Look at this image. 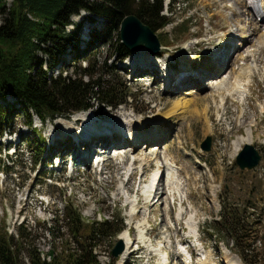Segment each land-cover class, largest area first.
<instances>
[{"label":"rangeland","instance_id":"rangeland-1","mask_svg":"<svg viewBox=\"0 0 264 264\" xmlns=\"http://www.w3.org/2000/svg\"><path fill=\"white\" fill-rule=\"evenodd\" d=\"M172 1L167 10L163 4L162 10V14L169 16L170 22L164 28L153 30L159 37L162 47L165 46L160 55H157L162 57L159 58L161 63L155 65L157 73H153L151 69L148 71L149 75L146 74L148 65L140 64L139 60L134 62L138 55L136 53L123 60L114 53L107 57L110 51L107 43L94 42L95 49L87 56L94 57L97 62L94 66L95 72L97 70L102 72L105 75L104 79L115 78L120 83H127L131 88V96L121 105L111 106L97 102L92 104L90 110L95 112L93 117L98 122L99 128L97 130V127H93L94 141L102 139L105 133L112 135V131L117 128L113 125L115 122L122 126L126 134H129L131 129L134 133L138 132L139 128L129 123L139 119L149 120L150 123H147L148 126L145 129L151 126L147 129L149 131L143 132L142 135L149 133L151 136L153 131L161 130L163 135L159 142L155 139L149 140L150 143L145 147V144L142 145L143 140L147 142L144 137L136 146H129V143L117 146L122 147L119 149L124 153L122 156L108 159L109 154L106 150L104 156L93 154L92 160L83 162L79 160L81 149L78 148L79 152H77L76 147L68 151L71 144L68 138L75 139L74 131L77 133L80 131L83 121L75 120L74 128L66 132L57 124L63 120H71L78 113H73L69 119L58 117L42 124L36 116H33L30 127L26 125V116L18 109L9 115L11 121L9 127L0 137V158L5 163L7 157L4 154H9L12 159L8 158V160H16V166L11 167L14 169L12 174L0 172V230L4 226L6 232L12 234L15 240L21 235V231L23 232L24 248L19 251V264H29L28 252L31 248L37 249L42 258L48 259L45 257L46 252L50 248L60 252L61 242L64 240L69 242L71 247L77 246V242L70 236L64 224L65 204L76 207L84 222L111 219L114 216V224L118 223L115 220L117 216L123 219L124 231L114 236L115 227L113 226L111 232L96 241L93 246V254L101 263L105 264L111 259H116L115 264H159L162 258V261L164 259L170 261L169 264H182L185 256L182 258L177 256L175 245L178 246V242L176 241L188 239L191 231L190 224L195 222V229L199 230L200 242L190 241L194 249L193 264L204 260H201L205 258L202 253L211 255L212 264L214 262L215 264H244L236 254V245L224 234H218L215 231L212 234L206 231V227L212 224L211 221L219 218L222 201L230 198L232 206L240 208L246 207L249 202H255L256 206L248 209L250 212L254 210L255 214L245 219L247 228L250 230L247 231L248 236L244 242L249 243L250 247L245 249L244 255L248 261L262 262L264 258V48L260 44L259 31L254 33L255 22L247 13H243L246 10L242 0ZM10 2L11 0H6V6ZM2 18L0 16V24ZM100 18L96 23H91L86 19L84 12L69 18L71 23L67 25V31L81 23L78 31L81 40L80 46L77 47L79 53L86 46L84 42L89 39L91 33L101 27L103 19ZM259 24V30L264 29V20ZM250 28L254 29L250 34L251 38L247 43H243L241 35L245 34L244 32L249 34ZM110 35L113 46L117 45L120 41L117 39V32H111ZM229 43L234 47L229 63L225 61L228 58V51L224 58L221 57L222 53L212 61L213 55L224 51L229 47ZM74 52L73 44L67 43L66 51L63 52V56L56 57L57 60H51L49 55L41 52L38 56L43 62L50 61L53 64L52 75L55 76L59 71H64L63 76L65 74L75 76V72L72 71L74 64L78 66L80 63L84 66L86 61L83 57L72 58ZM252 52L256 54L250 56ZM104 60H106L109 74L101 69L100 65ZM163 60L166 66L163 65ZM248 65L252 66V69L249 68L251 77L240 76L243 72L246 73L245 70H241L238 77L240 81H246L243 84L247 86L248 91V93L245 92L247 95L244 94L245 99L242 98V101L236 99V93L227 96L228 92L218 93L213 86L205 85L211 84V78L216 70L218 73L214 76L231 85V76L236 75L242 67L244 69ZM177 68L179 69L176 71ZM189 68L191 71L204 70L205 73L211 72L209 69L214 70L209 79L202 81V79L192 78V74H187ZM139 72L143 74L138 75ZM158 74H160V80L156 77ZM167 77H175L172 81H176L177 85L166 88L164 85ZM83 79L87 80V77ZM190 83H196V86H189ZM203 85L207 86V89ZM188 88H191L192 92H197L199 97L205 98L203 102L201 100L197 103L198 113L194 111V115L191 113L192 115L185 119L177 114L168 116L173 110L174 101L179 97H187L186 99L192 101L193 96L185 95ZM221 95L223 103L220 101ZM6 98L9 102L13 100L10 96ZM203 103L204 105H201ZM1 104L5 105L4 102ZM150 119L154 121L151 122ZM158 119L162 122L160 129L152 127ZM251 121L255 135V143L251 144L258 150L261 158L255 170H240L235 164V156L232 155L234 143L238 136L246 133ZM33 128H36L37 132L33 131ZM37 133L43 137L40 147L43 145L44 152L41 155H37V151L34 150L37 144L32 140V136L35 137ZM208 135L211 136V149L203 151L200 143ZM84 139L86 144L90 143L89 138ZM53 140L59 141L54 147L60 149L58 154L60 157L52 160L50 155L56 152L50 145ZM156 143L157 146H154ZM93 145L92 151L99 148L97 143L93 142ZM152 146L158 148L157 157L151 155L149 148L153 149ZM5 147L9 148L6 150ZM85 147L87 148L86 145ZM13 148H16L14 154ZM32 155L41 165L37 163L34 166ZM165 156H171L177 161L180 168L177 177L181 188L178 190L167 185V173L163 169V172L157 176V184L164 182L165 195L156 202L158 196L148 198L146 189L144 197L143 185L147 186L152 182L158 165H162L167 159ZM103 158L107 160L101 161ZM144 158H146L145 161ZM98 160L99 162L94 164V161ZM50 162L53 166L38 169L39 166ZM70 162L73 166L71 170H68ZM161 175L163 177L160 179ZM50 180L56 186L50 184ZM160 193L159 189L158 194ZM136 198H140L138 204L135 203ZM152 198L154 203L151 201ZM182 201L183 205H181ZM133 213L134 216H132ZM147 218L149 223L144 227L149 238H146L148 241L144 248L142 243L137 245L136 243L140 239L138 223H142ZM18 226H22L21 229ZM126 231L131 233L133 243L127 254L122 257L123 250L118 258H114L111 256V249L120 235ZM77 239L80 243L93 242L89 240L87 233L78 235ZM187 245L192 248L190 244ZM138 246L140 249L137 248ZM157 247H161L162 251L157 250ZM132 249H135V252L130 255ZM248 249L250 250L247 251Z\"/></svg>","mask_w":264,"mask_h":264},{"label":"trees","instance_id":"trees-1","mask_svg":"<svg viewBox=\"0 0 264 264\" xmlns=\"http://www.w3.org/2000/svg\"><path fill=\"white\" fill-rule=\"evenodd\" d=\"M163 4L164 0H11L6 6V0H0V16L3 17L0 24V137L9 127V115L15 109L26 116L25 122L30 127L33 116L44 123L58 117L69 118L75 112L88 111L95 102L111 106L126 102L131 96L129 85L120 83L115 78L104 79L102 72H95L94 66L97 62L94 57L87 56L94 51L93 43L97 41L110 46L107 57L112 53L119 59L128 57L130 51L119 41L118 35L119 42L113 46L111 32L116 31L118 34L120 22L128 14H135L151 30L164 28L170 18L162 14ZM81 11L86 13V19L91 23H96L99 17L103 20L101 27L91 33L84 42L86 46L79 53L77 47L81 40L78 31L81 23L69 31L66 28L71 23L69 18ZM67 43L73 44L75 52L72 58L83 57L86 64H74L72 71L75 76H63L64 71H59L54 76L53 64L50 61L43 62L38 53H45L51 60H57L56 57L63 56L66 51ZM100 66L105 73H110L106 60ZM83 77H87V80ZM6 96L13 97V100L9 102ZM33 129L37 132L36 128ZM42 139L40 133L32 136L37 144L34 149L37 155L44 152L43 145L40 147ZM55 149L60 152L58 148ZM30 152L34 155L31 149ZM36 159L33 158L34 166L38 163ZM7 161L12 166L0 158V169L6 174L13 173L11 167L16 164L13 160ZM230 200L231 198L222 201L219 218L211 221L207 231L224 234L236 245V254L244 264H264V258L262 262L248 261L244 255L245 249L250 247L249 243L244 242L248 236L247 231L250 230L245 219L255 214L254 210H248L256 206L255 202H249L246 207L240 208L232 206ZM63 216L66 229L77 242V246L71 247L64 240L61 242L60 252H56L55 248L46 252L45 257L48 259L42 258L37 249L31 248L28 252L29 264H104L93 254V246L96 241L110 233L113 226V235L116 236L124 227L123 219L117 216L115 220L118 223L114 224V216L111 219L84 222L79 210L71 204L64 205ZM85 233L92 243L78 241L77 236ZM22 237L21 231V235L15 240L3 226L0 230V264H19V251L24 248ZM105 264H115V260L111 259Z\"/></svg>","mask_w":264,"mask_h":264},{"label":"bare ground","instance_id":"bare-ground-1","mask_svg":"<svg viewBox=\"0 0 264 264\" xmlns=\"http://www.w3.org/2000/svg\"><path fill=\"white\" fill-rule=\"evenodd\" d=\"M261 11H263L264 12V0H261ZM243 13L245 14V13H247V15L249 16V13L247 12V11H243ZM257 15H259V14H255L254 16H257ZM251 19H253V18H251ZM253 21L255 22V24H253V26H254V28H255V30L253 29V28H250L251 29V32L248 34V33H246V32H244L245 34H243V35H241L242 36V38H241V41H243V43H247L248 41H249V39L251 38V33H252V31L254 30V33H255V31H259V35H258V37H259V40H260V44H261V47L262 48H264V29H260L259 30V26L260 25H258L257 24V21H255V19H253ZM258 27V28H257ZM245 28V27H244ZM243 28V29H244ZM248 32V31H247ZM142 48H144V47H142ZM142 48H140V49H138V50H134V51H132L131 53H130V55L129 56H131V55H133L134 53H136V54H138V55H136L137 56V58H136V60L134 61V62H136V61H138L139 60V63L140 64H142V65H144V64H147L148 65V69L146 70V74H148V73H150V72H148V71H150L151 69H153V73H157V70L155 69V65H159L160 63H161V60H159V58H162L161 56H157V55H151L145 48L144 49H142ZM226 48V47H225ZM227 49V48H226ZM236 49V48H235ZM226 51H228V58L225 60V61H227V63H229V58H230V56H231V54H232V51H233V47L232 46H230L227 50H225L224 52H223V50L221 51V52H217L216 54H214L213 55V57H212V61H214V60H216V57L221 53L222 54V52H223V55L221 56V54H220V56L222 57V58H224L225 57V55H226ZM242 54H244V53H242ZM254 54H256V52H252V53H250L249 55L250 56H254ZM248 55V56H249ZM128 56V57H129ZM149 57H151V59H153V60H151V59H149ZM243 57V56H242ZM214 59V60H213ZM255 59V58H254ZM155 61V62H154ZM254 61V60H253ZM255 61L257 62V60L255 59ZM151 62H153V64L151 63ZM215 64V63H214ZM224 64V63H223ZM215 66V65H214ZM251 66V65H250ZM252 67V66H251ZM251 67H249V65L247 66V67H244V69H242L243 71L245 70L246 71V73L248 74V76H250L251 77V70H249V68L250 69H252ZM253 67H255V66H253ZM247 69H248V71H247ZM209 70H212V69H209ZM218 70H220V69H218ZM205 72V71H204ZM242 72V71H241ZM135 73H137V72H135ZM218 73V71L216 70L215 72H214V75H216ZM244 73V72H243ZM143 73H141V72H139L138 73V75H142ZM152 74V73H151ZM239 74H240V71L236 74V75H234V76H231V85H230V83L228 82V83H226V81H224V80H221V78H217L216 76H212V74H211V72H210V74H209V76H207L208 77V79L212 76V78H211V84H205V85H207V86H210V87H212L213 86V88H216L217 89V92L218 93H223V92H228V93H226V95L228 96V95H232L233 93H236V99L238 100V101H242V98H244L243 96H244V94H245V92L247 91L246 90V87L247 86H245V84H243V83H245L246 81H240V78H238L239 77ZM149 75V74H148ZM137 76V75H136ZM241 76V75H240ZM253 76V75H252ZM156 77L157 78H159V80H160V74H158V75H156ZM249 78V77H248ZM248 78L246 79L247 80V83H249L248 81ZM173 78L172 77H170V78H165V81H166V83H165V87H167L168 86V84L170 83V82H168V81H171ZM243 79V78H242ZM158 80V81H159ZM178 81V80H177ZM207 83V82H206ZM199 84V83H198ZM228 84V87H226V85ZM204 86V85H203ZM207 86H204L206 89H207ZM250 86V85H249ZM199 87V86H198ZM173 88V87H172ZM249 90V89H248ZM174 91V90H173ZM184 91H186V90H184ZM249 92H250V90H249ZM247 93H248V91H247ZM225 94V93H224ZM185 95L186 96H188V95H191V96H193L192 97V101H190L189 99H186L187 97H185V98H183V97H179L176 101H174V107H173V110L168 114V116L169 115H175V114H177V115H182V118L183 119H185V118H187L189 115H194V111H196L197 113H198V109L199 108H197V107H199L198 105H197V103L199 102V101H201L202 100V102H203V100L205 99L204 97L202 98V97H199L198 96V93L197 92H192V90H191V88H188L187 89V91H186V93H185ZM245 95H247V94H245ZM223 97H224V95H223ZM226 97V96H225ZM247 97V96H246ZM191 99V98H190ZM226 99H227V97H226ZM232 99V98H231ZM235 99V98H234ZM245 99V98H244ZM220 101L222 102V101H224L223 99H222V95H221V98H220ZM236 101V100H235ZM201 102V103H202ZM223 103V102H222ZM225 103V102H224ZM200 104V103H199ZM201 105H204V103L203 104H201ZM207 107V106H206ZM263 110H264V106H263ZM94 111L93 110H88V111H84V112H78V114H76L75 116H73L72 117V119L71 120H63V121H61V122H57V124H58V126L59 127H61V128H63L64 129V131H67V130H70V128L71 129H73L74 127H73V123H74V121L75 120H77V119H80V120H82L83 121V126H82V128H80V131L77 133V132H75L74 131V133H75V140H77L79 143H83V144H85L86 146H87V148H86V153H85V155L83 156V158H82V160H83V162H86L87 160H88V158H89V155H90V153H91V147H92V145H93V142H96V141H94V139H95V137H94V131H93V133H92V135H91V132H89V131H87L88 130V128L89 127H91V126H94V128H96L97 127V121H95V119H94ZM192 113V114H191ZM96 115V114H95ZM161 118V117H160ZM69 119V118H68ZM161 119H164V118H161ZM161 119H158L157 120V123H154L153 125H152V127L153 126H155L154 128H157V129H160L159 127H160V124L162 123L161 122ZM137 120H139V119H136L135 120V122H130L129 124H135V126H137L138 128H139V130H137L138 132H135L134 133V130L132 129V132L130 133V134H137L139 137H140V139L142 138V137H145L146 138V140L147 141H149V140H152V139H155V140H157V142H159V140L162 138V135H163V133L161 132V130H155V131H153L152 133L153 134H151V136L149 135V133H147L148 135H142V133L143 132H148L149 130H147V129H149V127L151 128V126H149V127H147V129H145V127L146 126H148V124L147 123H150L149 122V120H139V122L137 121ZM112 121V120H111ZM132 121V120H131ZM150 121L151 122H153L154 121V119H150ZM140 122L142 123V124H140ZM118 123V122H117ZM106 124H109V123H106ZM122 125V124H121ZM117 126V125H116ZM111 127V126H110ZM97 130L99 129L98 127L96 128ZM151 130V129H150ZM108 131V130H107ZM254 130H253V123H252V121H251V125H249V127H247V131H246V133L245 134H243V135H241V136H238V138L235 140V143H234V150H233V157L239 152V150L242 148V146L244 145V144H246V143H253L254 142V138H255V135H254V132H253ZM100 132V131H99ZM144 134V133H143ZM106 136H109V134L107 133L106 134ZM101 137V136H100ZM103 137V136H102ZM84 138H89V140H88V142H90V143H88V144H86V142H85V139ZM114 138L115 137H111V138H108V139H106L105 141H106V143H112L113 141H114ZM179 141V140H178ZM255 143V142H254ZM180 144V143H179ZM154 146H157V143L154 145ZM154 146H152V147H154ZM95 149V148H94ZM149 150H151L150 152H151V155H155V157H157V154H159V151H158V148L157 147H154L153 149H151V148H149ZM127 151H128V149H127ZM120 152H122V151H120ZM161 152V151H160ZM128 155V154H127ZM74 157H75V155H74ZM162 157V156H161ZM160 157V158H161ZM167 159L165 160V161H163V163H162V165H158V167H157V173L153 176V179H152V182L150 183V184H148L147 186H146V184H144L143 185V188H144V190L142 191L143 193H144V197H145V189H146V193L148 194V198H150L151 196H152V194H153V191H155V194H157V195H155V197L156 196H158V198H157V201L156 202H158L159 200H160V198H161V196H163V195H165V192H164V190H163V184H164V182H163V184L161 183H159V184H157L156 183V185H154V181L156 180V178H157V176H158V174L160 173V172H163V169L164 170H166V173H167V185L169 186V187H173V188H177L178 190L181 188V185L178 183L179 181H177V174H178V171H179V165L177 164V161L176 160H174V159H172V157L171 156H165ZM153 158V157H152ZM151 158V159H152ZM149 159V158H148ZM146 160V158H144V161ZM155 160H157V159H155ZM159 160V159H158ZM150 161V160H149ZM135 162V161H134ZM180 172V171H179ZM163 177V175H161L160 176V179ZM159 179V180H160ZM163 181V180H162ZM145 186H146V188H145ZM160 189V191H161V193L160 194H158V190ZM137 194V193H136ZM143 195V194H142ZM139 196V195H138ZM154 196V195H153ZM137 197V196H136ZM154 197V198H155ZM137 200H136V204H138L139 203V199L138 198H136ZM149 200V199H148ZM151 200V199H150ZM151 201H153V198H152V200ZM148 203V202H147ZM153 203H154V201H153ZM182 204L181 205H183V201L181 202ZM149 205H150V203H149ZM152 205V204H151ZM151 213V212H150ZM132 216H134V213L132 214ZM170 219H172V218H170ZM196 219V218H195ZM142 222V221H141ZM149 223V219L147 218V219H145L142 223H138V228H139V234H138V236H139V240H140V242L142 243V247H144L145 245H146V243H147V233H145V228L146 227H144V226H146L145 224H148ZM190 229H191V231H190V233H191V235L192 234H194V230H195V222H192V224H190ZM129 230V229H128ZM199 231V230H198ZM147 232V231H146ZM152 232V231H151ZM149 233V232H148ZM152 234V233H151ZM150 234V235H151ZM169 235V234H168ZM119 239H121V241H122V243H123V250H124V253H122L123 255H122V257L125 255V254H127L128 253V251H129V249H130V247H131V245H132V243H133V241H132V235H131V233L129 232V231H126L124 234H121L120 235V237H119ZM168 239L170 240V237L168 236ZM133 240H134V238H133ZM131 241H132V243H131ZM146 241V242H145ZM186 242H188V240L186 241ZM149 244H150V246H152V243H150L149 242ZM141 246V245H140ZM147 246V245H146ZM149 246V245H148ZM145 248V247H144ZM138 249H140V247L138 246ZM157 250H161L162 251V248L160 247V248H158L157 247ZM157 250H154V251H157ZM135 252V249H132V253L130 254V255H132L133 253ZM206 254V253H205ZM168 257V256H167ZM210 258H211V255H209L208 253L205 255V258H204V260L200 263V264H212V261L210 260ZM161 261H162V258H160V263L159 264H166L167 263V259H164L163 261H162V263H161ZM198 263V264H199ZM168 264V263H167ZM184 264V263H183ZM185 264H188L187 263V261L185 262Z\"/></svg>","mask_w":264,"mask_h":264},{"label":"water","instance_id":"water-1","mask_svg":"<svg viewBox=\"0 0 264 264\" xmlns=\"http://www.w3.org/2000/svg\"><path fill=\"white\" fill-rule=\"evenodd\" d=\"M120 42L129 50L134 51L141 47L146 48L151 54L160 49L157 35L135 14H128L120 22L118 29ZM204 151L211 149V136H206L200 143ZM261 158L258 150L251 143L243 145L235 156V164L240 170H255ZM123 250V243L119 239L111 249V256L116 258Z\"/></svg>","mask_w":264,"mask_h":264}]
</instances>
